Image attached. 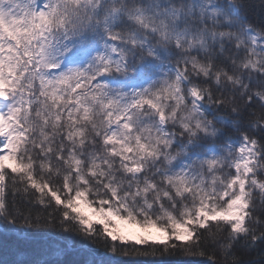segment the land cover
<instances>
[{"label":"snow or ice","instance_id":"6c2138e0","mask_svg":"<svg viewBox=\"0 0 264 264\" xmlns=\"http://www.w3.org/2000/svg\"><path fill=\"white\" fill-rule=\"evenodd\" d=\"M260 9L0 0V264H264Z\"/></svg>","mask_w":264,"mask_h":264},{"label":"trees","instance_id":"16d2710c","mask_svg":"<svg viewBox=\"0 0 264 264\" xmlns=\"http://www.w3.org/2000/svg\"><path fill=\"white\" fill-rule=\"evenodd\" d=\"M251 3L254 5V11L256 13H259L261 11L260 9V3L261 0H251ZM264 250V245H258L257 248L253 251L245 252L244 258L245 259H261V256L259 253ZM212 249H207L208 253H211ZM4 258L3 253L0 252V259ZM156 261L158 264H208V256L207 254L204 256H184L182 254H176L171 256H166L163 258H147L148 264H153V262Z\"/></svg>","mask_w":264,"mask_h":264},{"label":"rangeland","instance_id":"374dc122","mask_svg":"<svg viewBox=\"0 0 264 264\" xmlns=\"http://www.w3.org/2000/svg\"><path fill=\"white\" fill-rule=\"evenodd\" d=\"M127 230V229H126Z\"/></svg>","mask_w":264,"mask_h":264}]
</instances>
